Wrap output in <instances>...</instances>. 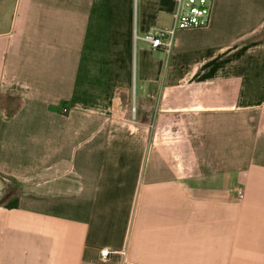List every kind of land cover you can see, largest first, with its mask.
I'll return each mask as SVG.
<instances>
[{"label": "crops", "instance_id": "crops-1", "mask_svg": "<svg viewBox=\"0 0 264 264\" xmlns=\"http://www.w3.org/2000/svg\"><path fill=\"white\" fill-rule=\"evenodd\" d=\"M0 2V264H264V0Z\"/></svg>", "mask_w": 264, "mask_h": 264}, {"label": "built area", "instance_id": "built-area-1", "mask_svg": "<svg viewBox=\"0 0 264 264\" xmlns=\"http://www.w3.org/2000/svg\"><path fill=\"white\" fill-rule=\"evenodd\" d=\"M214 0H175L174 9V23L170 29H157L149 32L143 39L150 48L154 51L164 50L169 52L173 46V36L176 31L201 29L207 27L212 18ZM133 115L135 114V107H133ZM161 140L165 146H171V137L168 133H161L158 135L154 133V141ZM238 196L242 197V192L238 191ZM101 255L103 259H107L110 255L119 256L126 259L128 251L109 252L102 250Z\"/></svg>", "mask_w": 264, "mask_h": 264}, {"label": "rangeland", "instance_id": "rangeland-1", "mask_svg": "<svg viewBox=\"0 0 264 264\" xmlns=\"http://www.w3.org/2000/svg\"><path fill=\"white\" fill-rule=\"evenodd\" d=\"M3 2H4L3 5H7V10L4 8L3 14H5L7 12V17L9 19V23H10L12 21L13 17L16 18L17 13H18L16 0H3ZM0 6H1V2H0ZM1 11L2 10H0V12ZM262 37H264V32L261 35L259 34V36H257L255 39H257V38L261 39ZM129 113H132V111L130 112V108H129ZM5 177H3V176H2V178L0 177V201L2 200L3 197H5L6 194H11L12 192L15 193V196H17L18 193L21 195H23L24 193H25V195H27V193H30V194L32 193V190L30 188L24 187V185L21 182H19L18 180L13 179V178L6 179ZM15 196H11L5 202V204H9L10 202H12V200L14 199Z\"/></svg>", "mask_w": 264, "mask_h": 264}, {"label": "trees", "instance_id": "trees-1", "mask_svg": "<svg viewBox=\"0 0 264 264\" xmlns=\"http://www.w3.org/2000/svg\"><path fill=\"white\" fill-rule=\"evenodd\" d=\"M258 39V38H257ZM119 95V92H118ZM122 103L124 105H128L130 103V97L128 95H124L122 97ZM5 177V176H4ZM6 179H10L8 177H5ZM11 196H15V193L12 192L11 194H6L5 197L2 198V200L0 201V206H5L6 208H16L18 207V203H19V197L20 194L18 193L17 196L14 197V199L12 200V202H10L9 204H5V202L11 197Z\"/></svg>", "mask_w": 264, "mask_h": 264}]
</instances>
